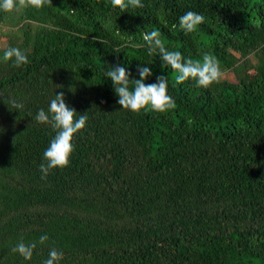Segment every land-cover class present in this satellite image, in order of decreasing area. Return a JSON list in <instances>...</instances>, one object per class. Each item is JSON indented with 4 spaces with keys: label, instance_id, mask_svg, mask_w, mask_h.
<instances>
[{
    "label": "trees",
    "instance_id": "obj_1",
    "mask_svg": "<svg viewBox=\"0 0 264 264\" xmlns=\"http://www.w3.org/2000/svg\"><path fill=\"white\" fill-rule=\"evenodd\" d=\"M142 2L0 12V57L18 47L30 61L0 62V264H41L52 247L60 264H264V0ZM187 11L205 17L193 33L179 28ZM156 29L185 58L213 54L234 80L176 84L147 53ZM117 65L130 79L149 67L146 84L166 77L176 109H121L104 77ZM61 92L88 120L69 165L41 179L55 132L35 116ZM44 234L31 260L11 251Z\"/></svg>",
    "mask_w": 264,
    "mask_h": 264
},
{
    "label": "clouds",
    "instance_id": "obj_2",
    "mask_svg": "<svg viewBox=\"0 0 264 264\" xmlns=\"http://www.w3.org/2000/svg\"><path fill=\"white\" fill-rule=\"evenodd\" d=\"M111 4L121 11L130 7L133 9L145 8L142 0H111ZM45 6H52V0H0V12L4 13H21L28 8L40 10ZM204 22L203 15L187 11L179 17V28L185 33H193ZM143 40L149 56L158 55L164 65L177 73L176 84L193 80L197 87L207 89L214 83L220 82L223 73L218 58L213 54L204 53L201 59L195 60L185 58L180 51L170 50L166 46L159 29L145 33ZM9 61H12L17 68L30 62L26 53L18 47H7L3 51L0 62L7 63ZM137 72L139 79H130V73L125 67L119 65L104 71V77L112 82L114 92L118 97L117 103L121 109L133 113L147 109L166 113L176 109L175 99L168 94V79L166 77L158 76L155 83L146 84V79L153 75L151 69L147 66H138ZM0 97L3 96L0 95ZM8 103L17 111L24 107L15 99H8ZM35 120L40 124L49 125L55 132L43 153L44 162L39 166L41 179H46L53 169L65 168L69 165L71 154L74 151L73 137L85 128L88 117L85 114H80L77 117V112L66 104L64 94L61 92L55 94V97L50 100L47 110L43 108L38 110ZM48 240L47 234L41 235L38 242L25 243L21 238L11 248V251L19 254L24 260H31L37 243L44 245ZM62 259V251L52 247L47 258L41 264H60Z\"/></svg>",
    "mask_w": 264,
    "mask_h": 264
},
{
    "label": "rangeland",
    "instance_id": "obj_3",
    "mask_svg": "<svg viewBox=\"0 0 264 264\" xmlns=\"http://www.w3.org/2000/svg\"><path fill=\"white\" fill-rule=\"evenodd\" d=\"M0 47H3V39H0ZM222 79H226L228 81H233L234 80L232 74H230V73H223L222 74Z\"/></svg>",
    "mask_w": 264,
    "mask_h": 264
}]
</instances>
